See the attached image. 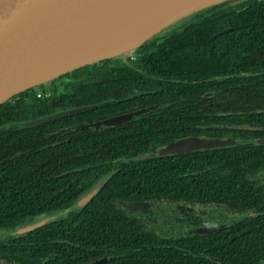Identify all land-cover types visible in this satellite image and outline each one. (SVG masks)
I'll return each instance as SVG.
<instances>
[{"label": "trees", "instance_id": "trees-1", "mask_svg": "<svg viewBox=\"0 0 264 264\" xmlns=\"http://www.w3.org/2000/svg\"><path fill=\"white\" fill-rule=\"evenodd\" d=\"M135 51V60L108 58L63 74L52 98L36 96L50 88L42 84L0 105V231L62 213L35 230L0 238V264H84L105 257L99 264H264V183L254 178L264 167V144L136 158L166 144L170 134L264 139V0L204 8L181 29ZM156 104L147 123L73 130ZM90 105L96 107L36 126L12 125ZM180 123L184 129L176 128ZM83 147L91 150L82 155ZM53 150L79 155L53 156ZM57 164L87 167L54 178L50 168ZM74 174L82 175L80 186L66 187ZM104 178L95 196L76 207ZM118 200L200 202L242 216L212 233L160 237ZM191 213L186 223L200 226L202 219Z\"/></svg>", "mask_w": 264, "mask_h": 264}, {"label": "water", "instance_id": "water-1", "mask_svg": "<svg viewBox=\"0 0 264 264\" xmlns=\"http://www.w3.org/2000/svg\"><path fill=\"white\" fill-rule=\"evenodd\" d=\"M224 1L227 0H0V105L31 87L45 84L87 64L127 56L170 25ZM133 30H138V33L129 38ZM82 110L84 108L72 112ZM72 112L39 120L47 121ZM132 115L111 117L106 122L119 124ZM251 142L264 144V139L191 135L136 158L183 154ZM106 179L79 198L75 206L86 205ZM148 205L138 201L134 207L146 211ZM61 214L29 220L16 230L0 233L24 234ZM213 231L215 228L194 229L195 233L201 234ZM108 259L105 257L84 264H99Z\"/></svg>", "mask_w": 264, "mask_h": 264}, {"label": "flooded vegetation", "instance_id": "flooded-vegetation-1", "mask_svg": "<svg viewBox=\"0 0 264 264\" xmlns=\"http://www.w3.org/2000/svg\"><path fill=\"white\" fill-rule=\"evenodd\" d=\"M127 56H130V59L131 60H135L136 59V51H133L132 53L128 54ZM127 56H118L116 58H123V60L126 61L127 58H128ZM58 78H60V77H58ZM58 78H55V79L49 81L48 84H46V85L43 84V85L48 86V87L49 86H52V84L55 85L53 88L50 87L49 89H47V91L45 93V96L47 98H52L53 95H55V93H57V91H58L57 84L59 83L57 81ZM39 86L40 85L31 87V88L27 89L24 92H27L28 94H31ZM24 92H21V93H24ZM21 93H19V94H21ZM45 96H42V97H45ZM32 102H33L32 99H29L28 100V103L29 104L32 103ZM95 107H96L95 105L86 106V107H84V110L85 109L88 110L89 108L90 109H93ZM81 108H83V107H81ZM81 108H78V109H81ZM158 108H159V105H157V104L156 105H153V106H149V107H135L133 110L132 109H130V110L128 109V110H126L124 112L122 111V112H120L118 114L112 115V116L107 117V118H102V119H98V120H91V121L90 120L89 121H84V123H82L80 125H75V128L74 129L72 127H70V128H72L73 130H75L77 128L90 129V130L92 128V129L104 130L105 127H112V126L119 127V126H122L123 124H125L127 122H130V121L131 122H134V124H136V123L140 124L141 121L144 120V122L147 123L148 121H151V118L150 117L148 118V115L152 114V112H157ZM73 110L74 109H64V110L56 111V112H54L53 114H50V115L48 114L46 116H39V117H36V118H32L31 117V118H28L25 121H20V122H17L15 124H12V125L17 126V127H31V126H36V125H39L40 123H44V122H47V121H50V120H55V119H58V118H62L64 116H62V117L59 116L58 118L55 117V118L49 119L47 121H40L39 119L46 118L48 116L61 115L64 112H72ZM130 113L133 114L132 117L130 119L122 122V123H119V124H108L106 122L111 117L121 116V115H124V114H130ZM70 114H73V112L70 113ZM70 114H68V115H70ZM68 115H65V116H68ZM143 115H145V116H143ZM181 119L182 118H180V120ZM180 122H182V120ZM200 127L201 128L202 127L205 128V125L202 123V124H200V126L198 128H200ZM139 128H142V127L139 126ZM176 128H178V129H184L185 126L182 123H180V125L178 127H176ZM65 129H67V128H65ZM149 129H151V128H149ZM53 135H54V143L56 144V143L59 142L58 141V136H56L55 133ZM170 135H164L163 139H166V142L167 143L166 144L165 143L164 144L162 143L160 146H157V149L160 148V147H165L168 144H170V143H172V142H174V141H176V140H178L180 138H183V137H186V136H191V135H196V134H187L186 136H184V135H181V136L172 135V136H170ZM200 135L201 136H215L214 134H208V133H204V134H200ZM104 137L105 138H109L110 140L115 138V136L109 135V134L108 135H105ZM88 149H90V148L89 147L88 148L83 147V149L80 151V153L82 155H86L88 153V151H89ZM59 153H61V154L67 153V155H72V154L75 153V154L79 155V152L77 150L76 151L75 150L74 151L65 150L64 152H61V151L60 152H56L54 150L52 151V155L53 156L56 155V154H59ZM62 167H63L62 164H57V165L51 166V168H50L51 169V177L61 178L63 174L71 173V172H73L76 169H82V168L85 169L87 166H76V167L70 166L66 170H64V168H62ZM111 168H112L111 170H115V169H117V165L116 166H113ZM81 177H82L81 174L70 175L67 178V179H69V184H66V187H70L71 184H73L74 182H78L77 187L80 186L79 185V182H80ZM254 178L258 182L264 183V167L258 171V173L254 176ZM138 201H142V202L149 203L146 211H144L142 209H136L134 207L135 203L138 202ZM163 203H167V204H169V206L165 210V212L163 213V215L161 216V213L158 211V209L160 207H162V204ZM116 204H118L120 207L123 204H129V205L131 204V207L133 208V210L136 213H138V214L140 213V214H144V215H147L149 213L148 212L149 208L152 209L153 210V214H154V218L153 219H154V222L155 223H157V219H159V217H160V222L157 224L158 228L156 229L153 226H151L150 224H147V225L144 224V225H145V227L149 231L155 233L156 235H158L160 237L161 236H166L167 237V236L184 235L187 231L194 232V229H196V228H215V231H218V230L223 229L225 226L231 225L232 222H234L236 220L237 221L240 220L241 219V216H242L240 213H238V212H236V211H234V210H232L230 208H227V207H225V206L222 205L231 214H233V213L239 214L240 217H238V218H232L231 217V218H228L227 219L224 216L225 215L224 213H219L218 214V217H216V219H215V217L211 216L213 214V212H211L208 208H206V206H213V205H211V204H202L200 202H198L197 204H189V203H185V202H170L169 203V202L164 201V200H160V201H149V200L126 201V200H118V201H116ZM154 206H157V208L154 209ZM190 206H192V208ZM197 206H200V207L197 208ZM189 209H191V212H193L194 215H196L199 220H200V218L202 219V221L200 223V226L191 227L190 224H187L186 223V221H188V219H189V215L188 214L191 213L189 211ZM154 211H155V213H154ZM184 211H189V212L188 213H185ZM170 214H171V216H169ZM172 214H173V216H172ZM245 215H249V212H246ZM131 216L132 217H135L136 216L138 218V215H131ZM219 217H222V218L219 220ZM215 231H213V232H215ZM198 234H201V233H198ZM202 234H205V233H202Z\"/></svg>", "mask_w": 264, "mask_h": 264}, {"label": "rangeland", "instance_id": "rangeland-1", "mask_svg": "<svg viewBox=\"0 0 264 264\" xmlns=\"http://www.w3.org/2000/svg\"><path fill=\"white\" fill-rule=\"evenodd\" d=\"M192 19V15H189L188 17H186L185 19H182V20H180V21H178L177 23H174V24H172V25H170L168 28H166V29H164V30H162L160 33H159V36H160V38H162L163 36H165L166 34H169V33H171V32H173V31H177V30H179V29H181L182 27H183V25H184V23H186V20H191ZM133 52V51H132ZM132 52H130V53H132ZM130 53H128V54H130ZM134 55V54H133ZM49 82V81H48ZM48 82L47 83H45V85L46 84H48ZM55 85L54 84H52V86H50V87H54ZM168 206H169V204H167V203H163L162 204V207H160L159 209H158V211L161 213V216L163 215V213L165 212V210L168 208ZM123 209H125L128 213H130L131 215H138V218H140L141 220H142V222H144L146 225L147 224H150L151 226H153L154 228H158V226H157V224L160 222V217H159V219H157V223H155L154 222V214H153V210L152 209H150L149 208V210H148V214L147 215H144V214H138V213H136L134 210H133V208L131 207V204L129 205V204H123L122 206H121ZM189 207V206H188ZM191 208H192V206H190ZM200 206H197V208H199ZM155 208H157V206H154V209ZM206 208H208L211 212H213V214L211 215V216H213V217H215V219H216V217H218V214L219 213H224L223 215L228 219V218H238V217H240V215L239 214H235V213H233V214H231L229 211H227L223 206H216V205H213V206H206ZM190 210V212H191V209H189ZM154 213H155V211H154ZM165 216V215H164ZM169 216H171V214L169 215ZM172 216H173V214H172ZM222 217H219V220L221 219ZM7 234H5V233H0V238H3V237H5Z\"/></svg>", "mask_w": 264, "mask_h": 264}, {"label": "bare ground", "instance_id": "bare-ground-1", "mask_svg": "<svg viewBox=\"0 0 264 264\" xmlns=\"http://www.w3.org/2000/svg\"><path fill=\"white\" fill-rule=\"evenodd\" d=\"M133 31H134V30H133ZM137 33H138V30H135V31L132 32L128 37H129V38H132V37H134ZM125 49H126V48H125ZM125 49H124V50H125ZM125 51L127 52L128 49H126Z\"/></svg>", "mask_w": 264, "mask_h": 264}, {"label": "built area", "instance_id": "built-area-1", "mask_svg": "<svg viewBox=\"0 0 264 264\" xmlns=\"http://www.w3.org/2000/svg\"><path fill=\"white\" fill-rule=\"evenodd\" d=\"M45 93H46V92H44V91H38V93L36 94V96H37L38 98H40V97L44 96Z\"/></svg>", "mask_w": 264, "mask_h": 264}]
</instances>
